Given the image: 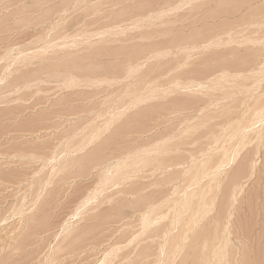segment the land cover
Instances as JSON below:
<instances>
[{"label":"rangeland","instance_id":"rangeland-1","mask_svg":"<svg viewBox=\"0 0 264 264\" xmlns=\"http://www.w3.org/2000/svg\"><path fill=\"white\" fill-rule=\"evenodd\" d=\"M0 264H264V0H0Z\"/></svg>","mask_w":264,"mask_h":264}]
</instances>
